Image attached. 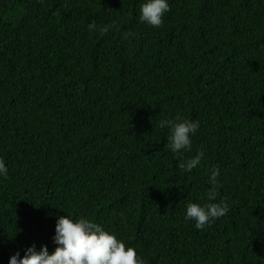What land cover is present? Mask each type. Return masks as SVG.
<instances>
[{
    "label": "trees",
    "instance_id": "1",
    "mask_svg": "<svg viewBox=\"0 0 264 264\" xmlns=\"http://www.w3.org/2000/svg\"><path fill=\"white\" fill-rule=\"evenodd\" d=\"M0 0V264L85 217L144 264H264V0ZM94 23L96 31H89ZM199 121L190 173L161 120ZM230 211L197 230L189 203Z\"/></svg>",
    "mask_w": 264,
    "mask_h": 264
},
{
    "label": "clouds",
    "instance_id": "2",
    "mask_svg": "<svg viewBox=\"0 0 264 264\" xmlns=\"http://www.w3.org/2000/svg\"><path fill=\"white\" fill-rule=\"evenodd\" d=\"M169 0H144L140 5V21L153 28H159L164 23V15L170 12ZM89 31H96V25L90 23ZM161 128L168 127L170 132L167 143L170 151L176 154L181 162L178 168L190 173L201 165L205 152L198 151L194 156L182 160V154L192 149V137L197 133L199 121H191L177 116L175 120H161ZM9 169L0 158V180L8 179ZM220 176L219 168H213L208 177L212 186L207 192V203H189L186 206L185 219L194 221L197 230L210 226L217 219L230 211V205L225 201L215 202V186ZM53 242L57 247L50 253L47 245L39 249L33 243L24 250L23 256L16 252L9 258L8 264H144L137 250L126 246L115 233L105 230L98 223L85 217L73 219L72 216H58L55 224Z\"/></svg>",
    "mask_w": 264,
    "mask_h": 264
}]
</instances>
